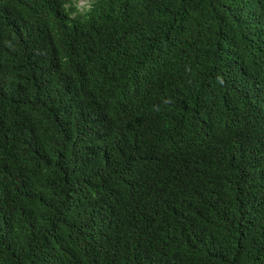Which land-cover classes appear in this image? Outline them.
Listing matches in <instances>:
<instances>
[{
  "label": "trees",
  "instance_id": "1",
  "mask_svg": "<svg viewBox=\"0 0 264 264\" xmlns=\"http://www.w3.org/2000/svg\"><path fill=\"white\" fill-rule=\"evenodd\" d=\"M0 0V264H264V0Z\"/></svg>",
  "mask_w": 264,
  "mask_h": 264
},
{
  "label": "rangeland",
  "instance_id": "2",
  "mask_svg": "<svg viewBox=\"0 0 264 264\" xmlns=\"http://www.w3.org/2000/svg\"><path fill=\"white\" fill-rule=\"evenodd\" d=\"M78 7L81 9L85 8L88 5V0H79L77 2Z\"/></svg>",
  "mask_w": 264,
  "mask_h": 264
}]
</instances>
